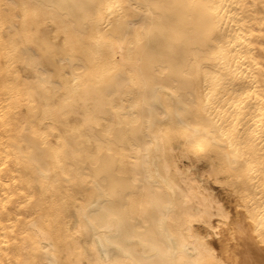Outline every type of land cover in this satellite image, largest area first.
<instances>
[{"label":"bare ground","instance_id":"1","mask_svg":"<svg viewBox=\"0 0 264 264\" xmlns=\"http://www.w3.org/2000/svg\"><path fill=\"white\" fill-rule=\"evenodd\" d=\"M51 259L264 264V0H0V264Z\"/></svg>","mask_w":264,"mask_h":264},{"label":"snow or ice","instance_id":"2","mask_svg":"<svg viewBox=\"0 0 264 264\" xmlns=\"http://www.w3.org/2000/svg\"><path fill=\"white\" fill-rule=\"evenodd\" d=\"M44 264H61V262L57 259H51V260H46Z\"/></svg>","mask_w":264,"mask_h":264},{"label":"rangeland","instance_id":"3","mask_svg":"<svg viewBox=\"0 0 264 264\" xmlns=\"http://www.w3.org/2000/svg\"><path fill=\"white\" fill-rule=\"evenodd\" d=\"M216 189H217V194L219 195V196H222L223 194H222V191H220L219 189H218V187H216ZM219 190V191H218Z\"/></svg>","mask_w":264,"mask_h":264}]
</instances>
